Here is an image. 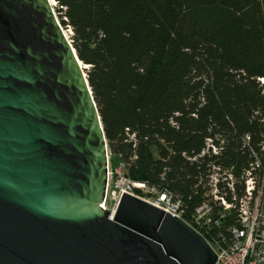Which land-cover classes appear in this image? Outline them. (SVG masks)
<instances>
[{
	"label": "trees",
	"instance_id": "16d2710c",
	"mask_svg": "<svg viewBox=\"0 0 264 264\" xmlns=\"http://www.w3.org/2000/svg\"><path fill=\"white\" fill-rule=\"evenodd\" d=\"M56 5L87 67L112 165L178 196L186 217L210 200L213 168L231 174L237 199L246 172L264 189V0Z\"/></svg>",
	"mask_w": 264,
	"mask_h": 264
},
{
	"label": "water",
	"instance_id": "95a60500",
	"mask_svg": "<svg viewBox=\"0 0 264 264\" xmlns=\"http://www.w3.org/2000/svg\"><path fill=\"white\" fill-rule=\"evenodd\" d=\"M81 65L48 0H0V264H216L202 236L137 198L108 219Z\"/></svg>",
	"mask_w": 264,
	"mask_h": 264
},
{
	"label": "built area",
	"instance_id": "2783aa9c",
	"mask_svg": "<svg viewBox=\"0 0 264 264\" xmlns=\"http://www.w3.org/2000/svg\"><path fill=\"white\" fill-rule=\"evenodd\" d=\"M107 161V185L101 208L108 211L109 220H113L121 197L126 194L182 220L208 243L216 255V264H264V189L262 186L256 189L251 172L245 174L244 196L237 199L231 174L213 168L208 197L215 206L206 201L186 217L178 196L132 181L124 163L111 164L109 153ZM219 184L225 186L223 191L224 188L230 191L231 202L226 201L224 192L220 193ZM231 215L238 226L223 229L222 222Z\"/></svg>",
	"mask_w": 264,
	"mask_h": 264
},
{
	"label": "rangeland",
	"instance_id": "374dc122",
	"mask_svg": "<svg viewBox=\"0 0 264 264\" xmlns=\"http://www.w3.org/2000/svg\"><path fill=\"white\" fill-rule=\"evenodd\" d=\"M53 2H54L53 10H54V13H55V16H56L58 22L60 23V17H59V14L57 13L56 0H53ZM61 28H62L63 32H65L67 34V38H68L69 42L71 43V35H72L71 31L67 27H61ZM259 189H261V188H259Z\"/></svg>",
	"mask_w": 264,
	"mask_h": 264
},
{
	"label": "bare ground",
	"instance_id": "6f19581e",
	"mask_svg": "<svg viewBox=\"0 0 264 264\" xmlns=\"http://www.w3.org/2000/svg\"><path fill=\"white\" fill-rule=\"evenodd\" d=\"M48 1H49L50 5H51V7H52V9H53V7H54V2H53V0H48ZM62 31H63V30H62ZM63 33H64L66 39H68V38H67V34H66L65 32H63ZM86 68H87L86 66L81 65V69H82V70H85Z\"/></svg>",
	"mask_w": 264,
	"mask_h": 264
}]
</instances>
